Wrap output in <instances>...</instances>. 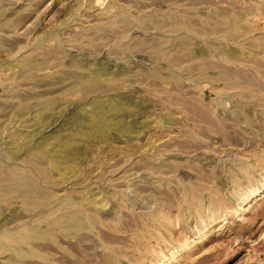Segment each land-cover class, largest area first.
Returning a JSON list of instances; mask_svg holds the SVG:
<instances>
[{
    "label": "rangeland",
    "instance_id": "rangeland-1",
    "mask_svg": "<svg viewBox=\"0 0 264 264\" xmlns=\"http://www.w3.org/2000/svg\"><path fill=\"white\" fill-rule=\"evenodd\" d=\"M0 145V264H264V0H0Z\"/></svg>",
    "mask_w": 264,
    "mask_h": 264
},
{
    "label": "bare ground",
    "instance_id": "bare-ground-1",
    "mask_svg": "<svg viewBox=\"0 0 264 264\" xmlns=\"http://www.w3.org/2000/svg\"><path fill=\"white\" fill-rule=\"evenodd\" d=\"M3 143H4V142H3ZM0 146H1V145H0ZM64 147L68 148V145H64ZM10 148H11V150H12V147H10ZM10 148H9V149H10ZM13 149H14V148H13ZM0 150H1V148H0ZM2 150H3V149H2ZM5 151H6V150H5ZM13 151H14V150H13ZM13 151H12V153H13ZM2 152H3V151H2ZM8 152H11V151L9 150ZM12 153H11V154H12ZM8 154H9V153H8ZM15 154H16V153H15ZM40 154L43 155L42 153H40ZM1 155H2L1 157H2V159H3V156H4V155H3V154H1ZM13 156H14V155H13ZM15 157H16V156H15ZM6 159H7V157H6ZM5 161H6V160H5ZM7 161H8V160H7ZM0 164H1V163H0ZM5 164H6V162H5ZM7 164H8V162H7ZM13 164H17V163H13ZM0 166H1V165H0ZM1 167H3V166H1ZM4 167H5V166H4ZM14 169H15V168H14ZM8 171H9V170H8ZM14 171H15V170H14ZM14 171H13V169H12V172H14ZM16 171H18V170L16 169ZM0 172H3V173H4V172H7V171H5L4 168H3V169H0ZM16 173H19V172H16ZM6 174H8V172H7ZM9 175H10V174H9ZM20 178H22V177H20ZM15 179H17V177H16ZM18 179H19V178H18ZM23 180H24V179H23ZM23 180H22V181H23Z\"/></svg>",
    "mask_w": 264,
    "mask_h": 264
}]
</instances>
